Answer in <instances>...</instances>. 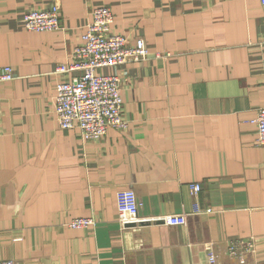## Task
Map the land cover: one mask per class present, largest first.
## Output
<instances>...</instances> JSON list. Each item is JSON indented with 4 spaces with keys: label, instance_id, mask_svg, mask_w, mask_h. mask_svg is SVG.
<instances>
[{
    "label": "crops",
    "instance_id": "1",
    "mask_svg": "<svg viewBox=\"0 0 264 264\" xmlns=\"http://www.w3.org/2000/svg\"><path fill=\"white\" fill-rule=\"evenodd\" d=\"M53 1L58 30L23 28L27 10ZM98 5L110 8L113 32L144 39L148 56L99 70L122 78L128 124L82 140L54 115L55 84L78 72L56 68ZM5 65L14 78H0V259L239 264L225 242L253 236L246 264H264V146L250 122L264 106L261 0H0ZM128 187L141 203L136 225L118 218L116 192ZM172 213L186 222L154 221ZM81 216L94 223L66 225Z\"/></svg>",
    "mask_w": 264,
    "mask_h": 264
},
{
    "label": "built area",
    "instance_id": "2",
    "mask_svg": "<svg viewBox=\"0 0 264 264\" xmlns=\"http://www.w3.org/2000/svg\"><path fill=\"white\" fill-rule=\"evenodd\" d=\"M264 4V0H261ZM60 6L53 1L48 8H31L22 17V26L30 31H54L60 28ZM114 17L110 8L98 5L92 8L91 18L84 24L79 42L73 48L70 58L60 62L56 70L72 74L69 79L55 84L54 115L61 128L77 127L82 140H100L109 128H125L128 124L123 115L121 83L122 78L115 73H103L101 68L121 65L127 62L142 61L148 50L142 37L130 41L127 36L113 32L111 23ZM0 78H14L11 66L1 68ZM250 122L255 126V144L264 146V106L254 109ZM194 194L200 190L198 183L188 185ZM141 203L133 188L116 192L118 218L123 225L138 224ZM264 207V204H263ZM194 212L201 209L195 205ZM210 207L203 211L210 212ZM185 213H172L160 216L154 221L167 225H181L186 222ZM94 223L90 217H75L66 222L71 228L87 227ZM253 236L230 238L225 242L223 254L246 264L247 257L256 252ZM218 258L212 244L207 246V260L214 263ZM0 264H16L13 259H0Z\"/></svg>",
    "mask_w": 264,
    "mask_h": 264
},
{
    "label": "rangeland",
    "instance_id": "3",
    "mask_svg": "<svg viewBox=\"0 0 264 264\" xmlns=\"http://www.w3.org/2000/svg\"><path fill=\"white\" fill-rule=\"evenodd\" d=\"M136 62V61H135ZM138 62V61H137Z\"/></svg>",
    "mask_w": 264,
    "mask_h": 264
},
{
    "label": "water",
    "instance_id": "4",
    "mask_svg": "<svg viewBox=\"0 0 264 264\" xmlns=\"http://www.w3.org/2000/svg\"><path fill=\"white\" fill-rule=\"evenodd\" d=\"M131 225V224H130Z\"/></svg>",
    "mask_w": 264,
    "mask_h": 264
}]
</instances>
